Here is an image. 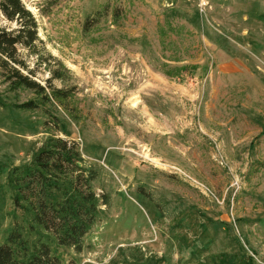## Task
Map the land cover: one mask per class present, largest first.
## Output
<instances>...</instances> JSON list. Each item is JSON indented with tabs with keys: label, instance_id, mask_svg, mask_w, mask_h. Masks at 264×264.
I'll list each match as a JSON object with an SVG mask.
<instances>
[{
	"label": "rangeland",
	"instance_id": "obj_1",
	"mask_svg": "<svg viewBox=\"0 0 264 264\" xmlns=\"http://www.w3.org/2000/svg\"><path fill=\"white\" fill-rule=\"evenodd\" d=\"M22 2L41 42L20 71L67 98L17 107L41 96L0 75V244L29 237L11 170L56 135L108 196L61 264H264V0Z\"/></svg>",
	"mask_w": 264,
	"mask_h": 264
},
{
	"label": "trees",
	"instance_id": "obj_2",
	"mask_svg": "<svg viewBox=\"0 0 264 264\" xmlns=\"http://www.w3.org/2000/svg\"><path fill=\"white\" fill-rule=\"evenodd\" d=\"M0 13L16 24L9 31L0 26V75L9 90L23 87L41 96L38 101L29 100L17 107L34 109L52 100L61 103L67 98L65 91L55 89L48 94L19 68L24 63L18 45L35 52L41 42L32 13L22 0H0ZM51 122L58 128L57 117ZM44 123L48 125V121ZM81 158L76 140L52 135L26 169L11 170L12 202L27 221L29 237H24L15 223L7 242L0 244V264H61L52 244L75 252L82 250L83 238L98 220V206L108 204V196L103 193L98 197L92 189L96 172L85 173ZM33 231H38L37 236L29 235Z\"/></svg>",
	"mask_w": 264,
	"mask_h": 264
}]
</instances>
